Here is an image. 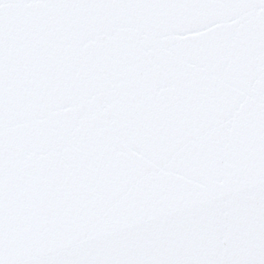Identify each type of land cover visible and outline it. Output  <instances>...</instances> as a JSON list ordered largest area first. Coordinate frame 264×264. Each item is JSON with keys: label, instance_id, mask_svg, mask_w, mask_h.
I'll return each mask as SVG.
<instances>
[{"label": "snow or ice", "instance_id": "6c2138e0", "mask_svg": "<svg viewBox=\"0 0 264 264\" xmlns=\"http://www.w3.org/2000/svg\"><path fill=\"white\" fill-rule=\"evenodd\" d=\"M0 264H264V0H0Z\"/></svg>", "mask_w": 264, "mask_h": 264}]
</instances>
